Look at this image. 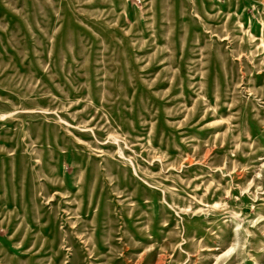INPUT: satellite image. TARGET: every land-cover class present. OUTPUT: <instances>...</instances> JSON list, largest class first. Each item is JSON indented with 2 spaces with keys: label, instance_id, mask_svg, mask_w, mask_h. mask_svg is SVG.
I'll use <instances>...</instances> for the list:
<instances>
[{
  "label": "rangeland",
  "instance_id": "374dc122",
  "mask_svg": "<svg viewBox=\"0 0 264 264\" xmlns=\"http://www.w3.org/2000/svg\"><path fill=\"white\" fill-rule=\"evenodd\" d=\"M0 264H264V0H0Z\"/></svg>",
  "mask_w": 264,
  "mask_h": 264
}]
</instances>
